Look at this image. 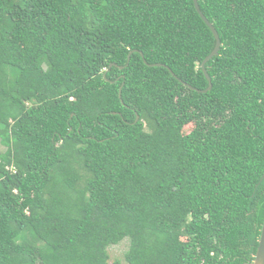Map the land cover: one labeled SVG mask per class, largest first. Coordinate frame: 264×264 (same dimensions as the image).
<instances>
[{
    "label": "trees",
    "instance_id": "16d2710c",
    "mask_svg": "<svg viewBox=\"0 0 264 264\" xmlns=\"http://www.w3.org/2000/svg\"><path fill=\"white\" fill-rule=\"evenodd\" d=\"M198 3L207 93L193 0H0V264L254 263L264 0Z\"/></svg>",
    "mask_w": 264,
    "mask_h": 264
},
{
    "label": "water",
    "instance_id": "95a60500",
    "mask_svg": "<svg viewBox=\"0 0 264 264\" xmlns=\"http://www.w3.org/2000/svg\"><path fill=\"white\" fill-rule=\"evenodd\" d=\"M194 1V5H195V8H196V11L198 12V14L200 15V17L202 18V20L206 23V25L210 28V30L212 31L215 39H216V46L213 50V52L203 61L201 67L203 69V72L207 78V80L209 81V88L207 90H204V91H201V90H198V89H195L193 88L191 85H188L187 86L192 89V90H195L197 92H200V93H207L209 91L212 90L213 88V84H212V79L211 77L209 76L207 70H206V64L211 60L213 59L214 57L218 56L219 52H220V49H221V39H220V36L216 30V28L213 26V24L206 18V16L203 14V12L201 11L200 9V6H199V3H198V0H193ZM142 57L144 58L143 54H141ZM130 57H131V54L129 55L128 57V62L130 61ZM146 62V61H145ZM147 63V62H146ZM113 66H116V67H119L117 66L116 64H111L110 65V68L111 69ZM150 67H166L165 65L163 64H155V65H149ZM167 68V67H166ZM120 69H124V67H120ZM171 71V70H170ZM172 72V71H171ZM173 73V72H172ZM175 75V74H174ZM121 91H122V87L120 88V97H121ZM140 120V117L137 115V119H136V122H138ZM253 264H264V223H263V227H262V231H261V236H260V240H259V246H258V249H257V253H256V256H255V260H254V263Z\"/></svg>",
    "mask_w": 264,
    "mask_h": 264
},
{
    "label": "rangeland",
    "instance_id": "374dc122",
    "mask_svg": "<svg viewBox=\"0 0 264 264\" xmlns=\"http://www.w3.org/2000/svg\"><path fill=\"white\" fill-rule=\"evenodd\" d=\"M192 129V126H187L184 131L185 133L190 132ZM0 146V150H3ZM129 249V239H125L120 244L116 246H112L108 249L109 255H110V261L109 264H115L116 262H119L120 264H127L125 261V254L127 253Z\"/></svg>",
    "mask_w": 264,
    "mask_h": 264
}]
</instances>
